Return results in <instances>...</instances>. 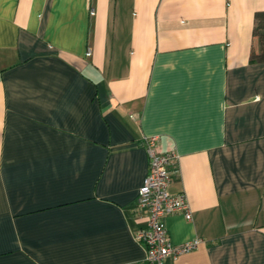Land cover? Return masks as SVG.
Listing matches in <instances>:
<instances>
[{
    "label": "crops",
    "instance_id": "obj_1",
    "mask_svg": "<svg viewBox=\"0 0 264 264\" xmlns=\"http://www.w3.org/2000/svg\"><path fill=\"white\" fill-rule=\"evenodd\" d=\"M264 0H0V264H150L144 139L201 238L174 264H264Z\"/></svg>",
    "mask_w": 264,
    "mask_h": 264
},
{
    "label": "built area",
    "instance_id": "obj_2",
    "mask_svg": "<svg viewBox=\"0 0 264 264\" xmlns=\"http://www.w3.org/2000/svg\"><path fill=\"white\" fill-rule=\"evenodd\" d=\"M158 135L145 137L144 144L150 158V167L139 189L137 206L147 212V224L136 234L146 248L145 259L150 264H174L180 255L196 249L201 238L195 237L174 244L169 236L166 217L181 212L192 219V210L185 191L171 192L169 187L177 167L176 150L160 152Z\"/></svg>",
    "mask_w": 264,
    "mask_h": 264
},
{
    "label": "trees",
    "instance_id": "obj_3",
    "mask_svg": "<svg viewBox=\"0 0 264 264\" xmlns=\"http://www.w3.org/2000/svg\"><path fill=\"white\" fill-rule=\"evenodd\" d=\"M251 60L264 61V10L255 13Z\"/></svg>",
    "mask_w": 264,
    "mask_h": 264
}]
</instances>
